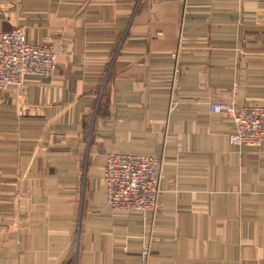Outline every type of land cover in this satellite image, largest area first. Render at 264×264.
Here are the masks:
<instances>
[{
  "label": "crops",
  "instance_id": "obj_1",
  "mask_svg": "<svg viewBox=\"0 0 264 264\" xmlns=\"http://www.w3.org/2000/svg\"><path fill=\"white\" fill-rule=\"evenodd\" d=\"M15 26L58 63L0 93V264H264V143L210 108L264 104V0H0ZM113 151L160 158L153 213L110 209Z\"/></svg>",
  "mask_w": 264,
  "mask_h": 264
},
{
  "label": "built area",
  "instance_id": "obj_2",
  "mask_svg": "<svg viewBox=\"0 0 264 264\" xmlns=\"http://www.w3.org/2000/svg\"><path fill=\"white\" fill-rule=\"evenodd\" d=\"M55 64L53 46L29 42L23 26L0 31V93L10 87L24 90L27 76L49 75ZM210 108L234 118L236 130L231 144L264 143V104L237 106L233 102L215 101ZM160 166V158L155 155L110 152L103 173L110 209L117 213H153L159 202ZM142 264H149L146 258Z\"/></svg>",
  "mask_w": 264,
  "mask_h": 264
},
{
  "label": "trees",
  "instance_id": "obj_3",
  "mask_svg": "<svg viewBox=\"0 0 264 264\" xmlns=\"http://www.w3.org/2000/svg\"><path fill=\"white\" fill-rule=\"evenodd\" d=\"M12 29V28H11ZM28 41L29 42H32V43H35V42H33V41H30L29 39H28ZM35 44H37V43H35ZM45 44V43H44ZM48 44H51V43H48ZM52 45V44H51ZM53 46V45H52ZM53 48H54V52H55V58H56V64H55V67H54V69L52 70V72H51V74L54 72V70L57 68V63H58V59H57V54H58V50H57V48H55V46H53ZM51 74H49V75H51ZM49 75H46V76H42V77H47V76H49ZM11 88V87H10ZM14 88V87H13ZM18 90V89H17ZM5 92V91H4ZM3 92V93H4ZM108 155V154H107Z\"/></svg>",
  "mask_w": 264,
  "mask_h": 264
}]
</instances>
